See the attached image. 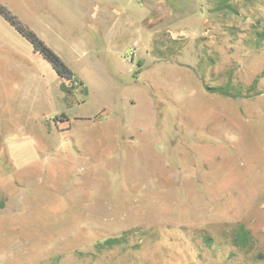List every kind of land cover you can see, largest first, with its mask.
I'll return each instance as SVG.
<instances>
[{
	"label": "rangeland",
	"instance_id": "374dc122",
	"mask_svg": "<svg viewBox=\"0 0 264 264\" xmlns=\"http://www.w3.org/2000/svg\"><path fill=\"white\" fill-rule=\"evenodd\" d=\"M53 1L0 0L86 85L0 14V264H264V0Z\"/></svg>",
	"mask_w": 264,
	"mask_h": 264
},
{
	"label": "trees",
	"instance_id": "16d2710c",
	"mask_svg": "<svg viewBox=\"0 0 264 264\" xmlns=\"http://www.w3.org/2000/svg\"><path fill=\"white\" fill-rule=\"evenodd\" d=\"M0 14L32 44L35 52L41 54L43 58L50 62L59 78L61 79L60 87L64 92L65 101L68 104H72L71 96L74 91L79 87L86 86L82 78L75 72V70L71 66H69L65 62V60L57 51H55L45 42L43 38L39 36V34L34 29L21 22L18 17L14 15L11 10H9L5 5L0 4ZM256 85L257 78L249 88L252 90L256 87ZM208 90L210 92H217L225 96H244L239 88L235 87V89L231 90L229 85L208 87ZM122 241L123 238L121 237L107 238L104 242L99 243L98 247L113 248L116 245L121 244Z\"/></svg>",
	"mask_w": 264,
	"mask_h": 264
},
{
	"label": "crops",
	"instance_id": "0c3cea01",
	"mask_svg": "<svg viewBox=\"0 0 264 264\" xmlns=\"http://www.w3.org/2000/svg\"><path fill=\"white\" fill-rule=\"evenodd\" d=\"M56 1H53L54 7H57L58 9H60V11H99L100 6L104 7L106 10H108L114 6L119 11H126V9H127V8H125L126 5L125 4L123 5L119 0H102L104 4H102L100 2V0H88V1L86 0V2L83 3V5L79 6L78 8H75L74 5H72L69 0L67 1V4L64 2L65 0H56ZM127 1L132 2L135 0H127ZM138 1L139 0H137V2ZM33 52L35 53V56L37 54H39L35 51H33ZM36 74L38 76V73H36Z\"/></svg>",
	"mask_w": 264,
	"mask_h": 264
}]
</instances>
